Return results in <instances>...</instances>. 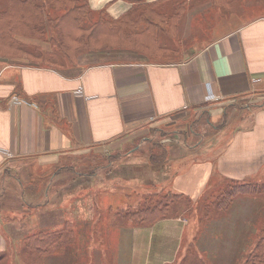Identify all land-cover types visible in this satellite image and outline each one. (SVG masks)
Instances as JSON below:
<instances>
[{"label": "crops", "instance_id": "crops-1", "mask_svg": "<svg viewBox=\"0 0 264 264\" xmlns=\"http://www.w3.org/2000/svg\"><path fill=\"white\" fill-rule=\"evenodd\" d=\"M89 2L97 10L108 4L113 16L131 6L128 0ZM213 6L209 0H189L178 36L163 38L174 47L166 57L133 50V59L126 60L80 58L57 67L29 63L12 77L0 68V195L18 196L29 205L39 200L33 196H47L37 203L39 209L61 189L94 195L107 188L100 181L106 176L99 169L107 166L101 159H120L118 154H127L119 163H132L134 170L128 181L116 174L114 182L157 186L154 193L176 195L183 206L192 203L196 187L218 196L233 181L264 184V0H252L244 13L216 18L214 11L215 19ZM211 90L218 99H207ZM14 96L24 102L13 103ZM144 147L149 153L143 150L141 156ZM137 155L158 162L160 172L151 170L145 181ZM67 162L85 163V171H73L75 183L63 188L57 168L70 166ZM167 172L173 183L164 182ZM246 197L238 196L228 212L213 217V242L225 244L213 249L218 257L225 253L239 260L247 244L258 240L248 237L251 219L244 203L254 198ZM188 225L177 215L135 230L134 264L174 261ZM9 243L0 227V255Z\"/></svg>", "mask_w": 264, "mask_h": 264}, {"label": "rangeland", "instance_id": "rangeland-1", "mask_svg": "<svg viewBox=\"0 0 264 264\" xmlns=\"http://www.w3.org/2000/svg\"><path fill=\"white\" fill-rule=\"evenodd\" d=\"M251 4L252 0H236L231 3L227 11L228 13L225 14V10L214 5L213 19H215V16L219 18L231 12L244 13L245 10L249 9ZM4 6L5 0H0V9L4 8ZM106 6H108V4H106ZM93 9L97 10L95 8ZM214 11L217 12L216 15ZM252 12L251 9L248 11V13L251 14ZM209 19L210 16L208 17V20ZM50 27L52 28V25H50ZM52 29L53 30H48L47 34L43 37L26 39L27 45L30 47L41 45L49 49L50 45L47 40L51 34L54 35L56 32L54 28ZM99 47H101V49L87 47L79 48V52H76L75 62L80 58L85 63L100 62L105 59V61L133 59L132 53L134 49L132 47H111V49L102 48L103 45ZM55 53H57V50L54 48L50 53H47L46 56H53ZM138 53L143 52L138 51ZM35 62L38 61L31 60L27 55H0V68H7L6 71L9 72L7 76L11 77L16 75L17 70L23 65L29 63L37 65ZM55 62H57V60H46L45 62H40L43 64L38 66H63L66 64V59L62 57L61 60L59 59V63ZM237 118L240 117L238 116ZM149 136L152 137L151 134H149ZM143 150L149 153L144 147L140 151L141 156L143 155ZM118 155L120 159L110 156L106 157L104 160L101 159L107 166L106 168L99 169V171L103 172L104 176H106V178L100 181L101 183L107 184L105 186L107 188L102 189L99 193L98 191H94V195L89 194L87 190L74 189L64 193L65 189H61L60 195L57 194V197L51 196L50 202L47 205H43L42 208L44 209H39L37 203L44 202L45 200L42 197L46 198L47 196H33L34 199L39 197V200L29 205L21 204L18 196L0 195V204L4 202L5 206V210H0V227L8 235L9 240H11L8 251L0 255V264H134L135 255L133 244L135 230L143 228L142 226L147 227V225L152 224L135 221L130 217H126L124 215V210L127 209L129 205L134 206L138 203H145V205L156 207L158 206V201L166 202L170 194H166V192L154 194V192L160 189L157 188V186L153 187L148 185L145 187L143 185L142 187H130L126 185V183L123 185L114 182L113 178L116 174L120 176L126 175L124 176L126 178L129 172L134 170L133 168H129V165H132V163H125L124 165L119 163L121 157L125 155L128 156L127 154ZM140 155L135 157V163L140 164L141 169L145 166V169L141 170L143 179L145 174L152 175L151 170H154V174L160 172L157 170L158 162L145 160ZM159 155L162 156L163 154ZM68 156L73 155L70 154ZM114 156H117V154ZM77 157L83 158L82 155ZM67 163L70 164V166L57 168V171L60 170L59 176H61V178H58L57 183H63L62 185H65L63 188L71 186L72 182L75 183V179L71 178V173L73 171H85V163ZM58 164L61 165V163ZM30 170H36L32 162L30 163ZM64 172L67 173V176H65ZM166 174H168V178L164 182L173 183V175L169 172ZM153 177L155 176L153 175L152 178ZM126 179L128 181V178ZM153 179V181L159 182L158 179ZM117 184L124 188H115ZM13 185L14 183L9 184L10 187ZM1 186L2 181L0 179V187ZM167 189L175 193L177 192V190H173L175 189L173 187H167ZM57 190L59 191V189ZM221 190L225 191L226 188L223 187ZM210 191V188L200 189L196 187V194L191 195L195 197L192 203L188 204V202L183 201L185 206L179 201H177V203H171L165 216L159 218L182 215L184 219L189 222L183 238V248L179 252L177 258L168 264H226L228 261L225 260L226 257L230 261L229 264H241L249 254L254 252L255 245L260 237L264 235V225H256L257 220L264 222V192L239 195L247 196L246 198H254L248 199V201L244 203V208L248 210L251 219L249 220L250 225L247 227V229L250 230L248 237L253 241L255 237L258 240L257 242H250L247 244L244 252H248H243L244 254L239 260L235 258L231 260L230 257H228L229 255L225 257V253H221L219 257V253L215 255L213 251L215 246L220 247L225 244L213 242L215 233L217 232V228L213 226V221L215 220L213 217H215V214L217 215L218 212L224 214L229 210L226 212L218 211L217 205L214 203L217 194L210 195ZM120 210H123V212L121 213ZM256 217L258 218L255 220ZM67 222L70 223V226L65 229ZM61 229L63 230L61 242L55 244L53 247H45L46 250L43 252L46 253H40L31 246L29 248L26 247V244L28 243L29 246L30 241L32 238L36 237V234L41 233L44 235L55 231L58 232ZM212 234L213 237L211 236ZM198 236L204 238L200 243L197 241Z\"/></svg>", "mask_w": 264, "mask_h": 264}, {"label": "trees", "instance_id": "trees-1", "mask_svg": "<svg viewBox=\"0 0 264 264\" xmlns=\"http://www.w3.org/2000/svg\"><path fill=\"white\" fill-rule=\"evenodd\" d=\"M128 1L131 3L130 8L113 16L106 5L94 10L89 0H5L4 8L0 9V55H27L31 60L38 61L35 62L37 65H41L43 63L40 62L46 60H57L55 63H59L62 57L66 63H73L79 48L101 49V45L107 49L132 47L136 51L159 57H166L173 52L174 47L163 38L178 36L189 0ZM209 1L228 13L231 3L236 0ZM50 25L56 32L47 40L49 49L41 45H27L26 39L43 37L48 30H53ZM54 48L57 53L46 56ZM263 192L264 184L233 181L216 197L214 203L218 211L226 212L237 196ZM167 199L166 202L158 201L156 207L145 203L129 205L124 215L135 221L153 224L165 216L171 203L180 202V197L176 195H169ZM65 226V229L69 228L70 223L67 222ZM62 236V229L44 235L36 234L26 247L31 246L42 253L45 247L59 244ZM255 246L254 252L241 264H264V235Z\"/></svg>", "mask_w": 264, "mask_h": 264}, {"label": "built area", "instance_id": "built-area-1", "mask_svg": "<svg viewBox=\"0 0 264 264\" xmlns=\"http://www.w3.org/2000/svg\"><path fill=\"white\" fill-rule=\"evenodd\" d=\"M207 98H208V99H218L219 96L216 95V94L211 90V91L208 93ZM12 102H13V103H16V104H21V103H23L24 101H23L21 98H19L18 96H14L13 99H12Z\"/></svg>", "mask_w": 264, "mask_h": 264}, {"label": "bare ground", "instance_id": "bare-ground-1", "mask_svg": "<svg viewBox=\"0 0 264 264\" xmlns=\"http://www.w3.org/2000/svg\"><path fill=\"white\" fill-rule=\"evenodd\" d=\"M208 99V98H207ZM209 100H213V99H209Z\"/></svg>", "mask_w": 264, "mask_h": 264}]
</instances>
